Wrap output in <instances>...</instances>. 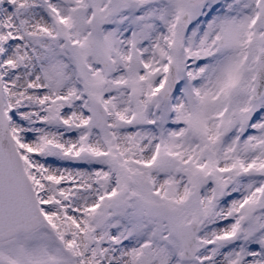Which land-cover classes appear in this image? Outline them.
<instances>
[{
    "label": "snow or ice",
    "instance_id": "6c2138e0",
    "mask_svg": "<svg viewBox=\"0 0 264 264\" xmlns=\"http://www.w3.org/2000/svg\"><path fill=\"white\" fill-rule=\"evenodd\" d=\"M0 264H264V0H0Z\"/></svg>",
    "mask_w": 264,
    "mask_h": 264
}]
</instances>
